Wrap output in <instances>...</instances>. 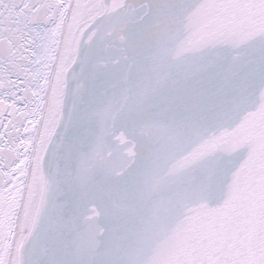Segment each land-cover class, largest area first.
Here are the masks:
<instances>
[{
	"label": "snow or ice",
	"instance_id": "snow-or-ice-1",
	"mask_svg": "<svg viewBox=\"0 0 264 264\" xmlns=\"http://www.w3.org/2000/svg\"><path fill=\"white\" fill-rule=\"evenodd\" d=\"M0 264H264V0H0Z\"/></svg>",
	"mask_w": 264,
	"mask_h": 264
}]
</instances>
